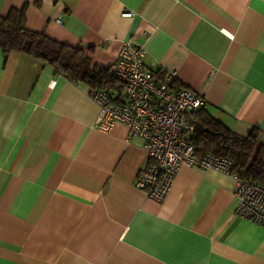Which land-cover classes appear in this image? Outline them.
Wrapping results in <instances>:
<instances>
[{
  "label": "crops",
  "instance_id": "0c3cea01",
  "mask_svg": "<svg viewBox=\"0 0 264 264\" xmlns=\"http://www.w3.org/2000/svg\"><path fill=\"white\" fill-rule=\"evenodd\" d=\"M21 9L91 68L141 45L156 80L264 146V0H0L1 17ZM90 94L0 49V264H264V228L235 215L232 179L180 166L163 202L146 199L142 140L97 130Z\"/></svg>",
  "mask_w": 264,
  "mask_h": 264
},
{
  "label": "built area",
  "instance_id": "2783aa9c",
  "mask_svg": "<svg viewBox=\"0 0 264 264\" xmlns=\"http://www.w3.org/2000/svg\"><path fill=\"white\" fill-rule=\"evenodd\" d=\"M145 54L141 45L124 42L109 70L122 88L95 90L90 94L99 109L94 124L97 130L107 133L116 124H122L129 137L139 138L144 144L147 164L136 188L146 199L161 203L180 166L214 171L234 182L233 192L238 200L235 215L264 228V187L246 174L236 172L228 158L201 151L189 141L187 135L194 127L188 116L203 106V98L157 81L144 65ZM174 76L168 74L169 79Z\"/></svg>",
  "mask_w": 264,
  "mask_h": 264
},
{
  "label": "trees",
  "instance_id": "16d2710c",
  "mask_svg": "<svg viewBox=\"0 0 264 264\" xmlns=\"http://www.w3.org/2000/svg\"><path fill=\"white\" fill-rule=\"evenodd\" d=\"M0 49L5 53L14 51L28 55L70 80L85 82L91 91H120L122 88L109 74L110 68H91L90 57L84 50L27 30L24 9L12 10L6 17L0 16ZM190 123L194 130L189 141L197 149L228 158L234 163L236 172L246 174L264 187V146L258 143L255 132L245 137L238 136L204 108L195 112Z\"/></svg>",
  "mask_w": 264,
  "mask_h": 264
}]
</instances>
